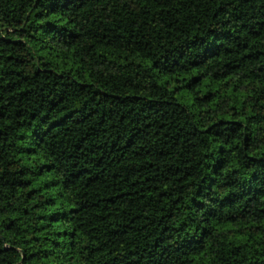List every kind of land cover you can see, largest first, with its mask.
<instances>
[{
	"label": "trees",
	"instance_id": "obj_1",
	"mask_svg": "<svg viewBox=\"0 0 264 264\" xmlns=\"http://www.w3.org/2000/svg\"><path fill=\"white\" fill-rule=\"evenodd\" d=\"M0 264H264V0H0Z\"/></svg>",
	"mask_w": 264,
	"mask_h": 264
}]
</instances>
